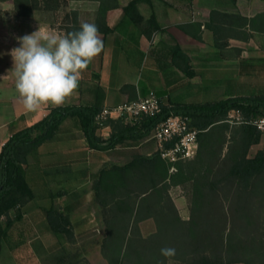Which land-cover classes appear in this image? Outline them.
<instances>
[{
  "label": "crops",
  "instance_id": "1",
  "mask_svg": "<svg viewBox=\"0 0 264 264\" xmlns=\"http://www.w3.org/2000/svg\"><path fill=\"white\" fill-rule=\"evenodd\" d=\"M17 2L0 0V152L13 134L59 107L49 104L28 112L15 88L10 55L20 46L15 37L31 34L39 27L65 35L79 30L81 22L95 23L104 42L101 54L82 72L78 88L60 106L103 109L136 101L150 91L166 105L264 95V52L246 47L254 41L253 36L247 40L229 33L223 23L236 17L252 19L264 12L255 11L264 7V0ZM235 114L236 110L229 112L230 116ZM113 131L107 123L97 129V135L108 140ZM143 144L144 138L129 139L109 150L92 149L79 119L64 120L56 137L28 157L26 179L34 197L10 212L13 224L0 237V264H40L38 256H31L33 246L48 247L59 240L66 243L63 234L51 230L48 210L70 216L74 237L100 229L93 182L104 166L124 165L134 154L145 155ZM259 151L264 152V133L260 142L250 147L248 156L254 157ZM222 153L225 157L224 147ZM79 209L83 210L77 212ZM74 212L77 218L72 216ZM3 218L0 222L5 228Z\"/></svg>",
  "mask_w": 264,
  "mask_h": 264
},
{
  "label": "trees",
  "instance_id": "2",
  "mask_svg": "<svg viewBox=\"0 0 264 264\" xmlns=\"http://www.w3.org/2000/svg\"><path fill=\"white\" fill-rule=\"evenodd\" d=\"M16 1L26 3L32 0ZM135 3L136 1L131 3L129 8ZM232 110L238 111L244 121L263 115L264 95L238 96L192 104L162 103L160 114L146 116L139 123L125 124L123 120L108 121L107 123L114 130L108 140L97 135L98 126L95 124V117L101 111L99 107L78 105L52 108L41 121L13 134L2 146L0 220L2 217L6 218V227L3 228L0 222V237L13 224L10 212L34 197L26 179L25 166L29 155L43 143L53 140L64 120L77 117L89 147L109 150L129 139L140 140L148 137L158 123L171 113H175L188 116L190 125L200 130L198 140L201 144L194 159L176 163V172L169 173L171 164L167 163L159 152L156 151L150 156L138 154L124 165L104 166L93 182L94 203L102 208L105 216L103 224L106 236L103 246L109 264H173L174 262H178L176 264H264V226L258 227L255 233L249 232L246 239L238 238L234 229L231 230L232 213L230 214L222 204L219 209L210 210L215 198L220 199L221 188L234 187L237 203L233 214H238L244 221L243 229L252 228L255 212L250 208V205H254L251 197H261L264 200V152L259 151L254 157L248 156L250 147L260 142L262 134L253 125L245 122L240 124L241 138L237 144L228 146L230 165L224 172L222 171L221 174L212 172L213 168L209 165V159L214 153L208 136L214 127L219 129L227 127L225 120ZM203 137H205L204 145H202ZM135 172L144 173L141 180L145 187L139 194H133L129 189L132 180L129 176ZM183 182H189L192 186V217L188 221L178 216L166 190ZM165 195L173 208L175 218L170 217L168 224H165V214L161 212L158 216L155 212L153 216L142 219L154 218L158 224L157 232L148 238L143 237L139 232L134 235L132 223L137 219L139 205L133 204V199L150 202L149 197H154L157 204H161ZM108 197L111 199L108 200ZM113 205L116 206V211L112 210ZM163 207L165 208L163 205L160 208ZM109 213L111 216L108 218ZM214 213L220 215L218 220L221 221V225L214 224L217 220ZM46 216L55 234H63L66 238L74 239L68 214L51 209L47 211ZM19 217L18 215L17 218ZM201 219L207 221L206 229L201 227L199 222ZM173 223H177V226ZM203 234H205L204 240L201 238ZM213 237L218 241L214 242ZM213 245L220 246L226 258L222 253V255L215 254V251L210 250ZM164 247L174 248L176 255L172 258L163 257L160 250Z\"/></svg>",
  "mask_w": 264,
  "mask_h": 264
},
{
  "label": "rangeland",
  "instance_id": "3",
  "mask_svg": "<svg viewBox=\"0 0 264 264\" xmlns=\"http://www.w3.org/2000/svg\"><path fill=\"white\" fill-rule=\"evenodd\" d=\"M264 7H257L255 11H261ZM224 24H227V28L231 31L229 33L235 32L236 34H239L243 39L249 40L250 36H253V42L250 45H246V47L254 49L255 47L258 52H264V12H259L255 17L252 19H248L245 17L240 18H229L225 19ZM242 116L237 111V114L235 115H228L227 119L225 120L227 127L226 128H217L213 129L211 133L209 134V141L212 142L213 148L212 152L214 153L210 159H209V165L213 168L212 172H218L221 174V172L225 171L229 165L230 161L228 158V146H232L237 144L240 141L241 134H240V124L242 123ZM224 127V126H223ZM153 131L151 134L144 138V144L142 147H144L145 155L147 152H150V155H153L155 150V141L152 138ZM222 147L225 148L227 156L224 158L221 156L222 153ZM222 150V151H221ZM149 155V156H150ZM223 155V153H222ZM136 155L134 154L132 159ZM220 156V157H219ZM196 157V156H195ZM194 157V158H195ZM193 158V159H194ZM131 159V160H132ZM130 160V161H131ZM175 171H171V168L169 169V173H175ZM144 173L141 172H135L133 174H130L131 183L129 186V189L133 192V194H139L141 191L144 190L145 184L143 180ZM214 176H217L216 174H213ZM168 194L170 195L172 202L174 204L175 210L178 212V216L185 221H188L191 219V208H192V186L189 182H183L178 185L170 186L168 189ZM166 191V193H167ZM236 190L234 187H223L220 189L219 196L220 199L214 200L213 205L210 207L211 209L217 210L219 209V206L222 204L223 207L227 210H229V213H232V228L234 229V233H236V237L246 239L249 232H257L258 227L264 226V200H262L261 197H255L252 196L251 200L254 203V205H250V208L255 212V220L253 222L252 228H244L245 225L244 221L241 220L238 216V214H233V209H235L236 201L235 200ZM111 199L108 197V200ZM133 204H136V206L139 205L138 214L136 215L135 221L132 223L133 227V234L137 235L139 232L143 237L148 238L149 236L155 234L158 229V224L154 218H145L150 215H154L155 212L158 213V216H160L161 212L165 214V224H168V219L170 217L175 218V215L173 214V208L169 204V199L165 195L163 199L161 200V204H157V200H155L154 197H149V201H141V199H133ZM262 204V205H261ZM163 207L161 209L160 207ZM253 206V207H252ZM84 208V207H82ZM97 213L95 214L97 221L102 223L101 228L97 230H87L85 232L80 233L77 237L66 238V243L64 244L62 240L56 241L53 245L45 247V246H33L31 256L39 258L40 264H109V261L105 255V249L103 246V241L106 236L105 231V225L103 224L104 221V213L102 208L100 209L97 205ZM83 210V209H82ZM79 209L77 212L82 211ZM112 210L116 211V206L113 205ZM19 214H17L18 217ZM73 217L77 218L79 215L74 212L72 215ZM110 213L107 216L110 217ZM258 216V217H257ZM214 217H216V221L214 224L221 225V221H219L220 215L218 213H214ZM16 219V217H14ZM6 221V218H3ZM201 223V227L203 229H206L207 227V221H202V219L199 221ZM99 223V224H100ZM177 223H173V225ZM206 226V227H205ZM202 229V230H203ZM203 233L204 230H203ZM201 238L205 239V234H203V237ZM213 241H218L216 237L212 238ZM191 240V239H189ZM202 240V241H203ZM212 251H215V254H221L222 249L220 246L213 245L209 248ZM213 253V252H212ZM223 254V253H222ZM221 254V255H222ZM223 257L226 258V254H223ZM178 263V262H176ZM175 262L173 264H176Z\"/></svg>",
  "mask_w": 264,
  "mask_h": 264
},
{
  "label": "clouds",
  "instance_id": "4",
  "mask_svg": "<svg viewBox=\"0 0 264 264\" xmlns=\"http://www.w3.org/2000/svg\"><path fill=\"white\" fill-rule=\"evenodd\" d=\"M15 39L20 45L10 52L15 88L28 112L64 104L78 88L82 72L104 49L98 26L90 22H81L79 30L65 35L39 27ZM160 254L172 258L176 250L164 247Z\"/></svg>",
  "mask_w": 264,
  "mask_h": 264
},
{
  "label": "built area",
  "instance_id": "5",
  "mask_svg": "<svg viewBox=\"0 0 264 264\" xmlns=\"http://www.w3.org/2000/svg\"><path fill=\"white\" fill-rule=\"evenodd\" d=\"M162 112V102L154 91L136 101L125 102L114 107H105L95 117L98 128L110 120H123L132 124L139 123L146 116L158 115ZM242 122L253 125L264 133V114ZM200 130L190 125V118L185 115L171 113L153 129L156 151L169 164L171 171L176 170V163L193 159L199 149Z\"/></svg>",
  "mask_w": 264,
  "mask_h": 264
}]
</instances>
